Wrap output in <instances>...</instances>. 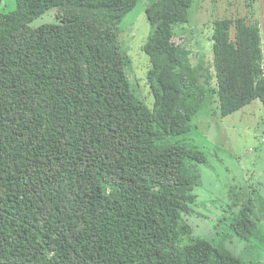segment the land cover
<instances>
[{
    "label": "trees",
    "instance_id": "1",
    "mask_svg": "<svg viewBox=\"0 0 264 264\" xmlns=\"http://www.w3.org/2000/svg\"><path fill=\"white\" fill-rule=\"evenodd\" d=\"M138 1L152 28L143 46L151 107L119 38ZM193 2L14 0L0 9V264H253L223 235L243 249L261 242V179L228 183L212 220L225 231L217 243L193 208L206 154L178 138L212 103L220 116L264 106L260 27L214 18L211 71L192 50L202 36L176 30ZM48 11L53 21L38 23ZM252 163L242 182L256 177Z\"/></svg>",
    "mask_w": 264,
    "mask_h": 264
},
{
    "label": "rangeland",
    "instance_id": "2",
    "mask_svg": "<svg viewBox=\"0 0 264 264\" xmlns=\"http://www.w3.org/2000/svg\"><path fill=\"white\" fill-rule=\"evenodd\" d=\"M14 7V0H2L0 9L12 11ZM50 12L45 13L37 22L53 21V18L48 19ZM188 14V22L178 26L176 30L194 32L195 35L197 34L196 37L202 36L203 41L199 48L194 46L193 40L191 41L192 50L196 53L198 49L204 54L205 60H207L205 62L210 66L211 71V21L214 18L241 16L246 20L257 22L261 33L262 67L264 70V0H194L188 9ZM119 27L121 29L119 35L121 46L130 58L129 73L135 80L133 88L137 96L148 107H151L154 98L147 80L151 65L148 53L143 49V46L148 41L152 28L146 18L142 1H138L136 6L124 15ZM233 33L234 28L232 27L230 29L231 37H233ZM191 60L193 63L196 62L195 54L191 56ZM131 83L133 82L131 81ZM192 125L194 126L192 131L178 139H185L186 143H194L205 152L207 157L206 163L198 165L201 184L195 188L198 200L193 208L197 213L207 214L208 218L196 219L195 222L198 224L197 228L200 232L203 230L207 232L210 229L214 231L210 232V237L218 243L221 234L225 231L223 227H212L214 224L212 220L215 218V213L218 215L222 205L228 202V199L225 198L226 189L228 183L232 181L231 179L234 176L240 177L241 185L256 183L261 179L260 182L264 185V106L259 100H254L229 115L220 116L215 111V103H212L208 106L203 117L192 120ZM252 160L255 161L253 167L256 177L252 176L251 180L242 182L241 177H247L246 174L251 173L249 168L253 165ZM262 231L264 234V224ZM223 236L225 237V246L232 249L234 253H241L243 258L248 259L250 263L264 264V237L260 239V243L250 240V247L243 249L244 241L236 240L238 238L235 236H232L233 238L230 240L231 235L229 234Z\"/></svg>",
    "mask_w": 264,
    "mask_h": 264
}]
</instances>
